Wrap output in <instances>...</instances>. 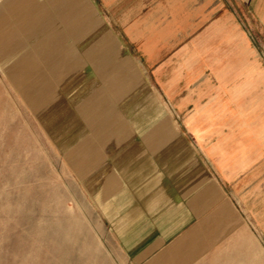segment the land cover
I'll return each instance as SVG.
<instances>
[{"label": "rangeland", "instance_id": "obj_1", "mask_svg": "<svg viewBox=\"0 0 264 264\" xmlns=\"http://www.w3.org/2000/svg\"><path fill=\"white\" fill-rule=\"evenodd\" d=\"M15 1L0 0L2 18ZM88 1L99 34L106 35L100 48L125 63L126 81L135 82L137 147L158 122L182 146L143 171L118 169L114 141L105 136L126 113L89 122L76 113L92 80L101 83L90 63L89 69L80 65L82 79L71 81L73 69L56 77L62 89L38 113L0 61V264H132L116 234L125 192L136 180H212L197 135L209 142L220 116H264V0H226L230 28H188L183 36L184 29L166 26L162 0ZM30 72L23 76L42 78ZM250 99L252 108L245 106ZM245 238L223 246L219 263L206 264H264V235Z\"/></svg>", "mask_w": 264, "mask_h": 264}, {"label": "crops", "instance_id": "obj_2", "mask_svg": "<svg viewBox=\"0 0 264 264\" xmlns=\"http://www.w3.org/2000/svg\"><path fill=\"white\" fill-rule=\"evenodd\" d=\"M161 3L166 26L184 29L181 36L188 34V28H230L234 22L226 0ZM89 7L88 0H16L4 18L0 14V52L5 54L1 58H16L9 55L15 49L20 51L17 59L29 62L31 56H22L23 53H36L37 46L42 45L39 48L43 51L37 55L42 65L37 69L43 74L37 75L47 79L55 67L56 77L73 69L69 71L71 81L82 79L80 65L86 63L84 68L89 69L90 63L101 83L92 80L86 90L89 95L85 94L84 102L77 107L89 109L91 117L126 113L107 137L114 141V148L117 142L124 141L132 154L131 163L123 169L139 166L143 171L158 155L165 161L162 156L173 154L182 141L176 134H168L162 123L154 119L156 124L143 133L145 142L137 147L133 107L139 100L134 96L135 82L133 77L126 81L125 63L100 48L105 45L106 35L99 34ZM155 7L158 10V3ZM24 45L28 46L23 48ZM45 45L48 48H43ZM45 60L53 65L48 66ZM5 73L8 77L10 73L22 75L13 69H6ZM60 88L56 82V94ZM115 105L122 107L120 113ZM245 106L252 108L253 100ZM216 124L217 130L209 142H202L206 138L197 135L203 163L212 180H189L185 175L174 183L166 179L154 184L136 180L133 190L125 192L123 204L118 203L117 240L132 264H206L213 259L219 263L224 258L220 255L223 246L236 244L240 236L247 240L254 234L264 235V116H220ZM168 138L175 141L176 147L167 142ZM115 150L114 158L121 153L118 148ZM116 166L121 169L120 161Z\"/></svg>", "mask_w": 264, "mask_h": 264}, {"label": "bare ground", "instance_id": "obj_3", "mask_svg": "<svg viewBox=\"0 0 264 264\" xmlns=\"http://www.w3.org/2000/svg\"><path fill=\"white\" fill-rule=\"evenodd\" d=\"M44 5V4H42ZM33 7V6H32ZM25 12V11H24ZM30 15V13H29ZM28 16V15H27ZM31 16V15H30ZM33 17V16H32ZM28 18V17H27ZM10 20V19H9ZM29 21V20H28ZM21 22V21H20ZM23 23V22H22ZM10 24V23H9ZM21 24V23H20ZM19 25V24H18ZM55 36V35H54ZM41 37V36H40ZM42 40V39H41ZM55 43V42H54ZM21 44V43H20ZM41 44V43H40ZM50 44V43H49ZM39 46L42 47V45H38L37 49H36V53L34 51L31 52H27V53H23L24 55L22 56H31L29 62L27 61H20L19 59V50H15L13 49V53H10L9 55H15L16 58L13 59V57L10 56V59H5V58H1L3 57V55H5L2 51L0 52V61L1 64L3 66V68L6 69H13L19 73H21L22 75H18L15 73H10L9 75V80L10 83L13 85V87L21 94L22 97H24L26 99V101L28 102V104H30V107H34L35 109H37L38 113H41L45 107H49L50 104V98L52 97V99L56 96V94L54 93V91L56 90V67L54 68V71L52 72L51 76L52 78H47L46 77H42L38 80H31V79H27L25 78L23 75L24 73L27 74H32L30 72V70H34V74H38V72H40V74L42 71H40L39 69H37L39 65H42V62L39 61V59H37V55L39 56L40 53L43 51V49L39 48ZM49 45H45L43 48H48ZM63 46V45H62ZM2 47V46H1ZM12 47V45H10V48ZM16 45H14L12 48H15ZM21 46H18V49H20ZM62 48V47H61ZM66 48V47H65ZM68 48V45H67ZM66 48V49H67ZM69 49V48H68ZM45 50V49H44ZM45 53V51L43 52ZM66 56V55H65ZM61 58V57H60ZM19 60V61H18ZM60 60V59H59ZM47 60H45L46 62ZM48 62V61H47ZM62 62V61H61ZM60 62V63H61ZM44 63V61H43ZM59 63V64H60ZM38 64V65H37ZM46 64V63H45ZM48 66L53 65V63L50 61L47 63ZM47 68V67H46ZM50 68V67H49ZM27 71V72H26ZM46 71V70H45ZM77 71V70H76ZM60 72V71H59ZM11 76V78H10ZM35 76V75H34ZM38 76V75H37ZM36 76V77H37ZM33 77V76H32ZM78 77V76H77ZM23 80V82H21L20 87L17 86L16 81L17 80ZM27 85V86H25ZM30 85H33L34 87H29ZM22 86V87H21ZM61 89V88H60ZM100 99V98H99ZM82 103L84 102V98L81 100ZM77 111L76 113H78V115L82 116L84 119H87V122H89V118L91 117L90 113H89V109L84 108V107H77ZM89 119V120H88ZM91 125V124H90ZM87 130V129H86ZM109 133L106 134L105 137H107ZM108 138V137H107ZM124 141H119L117 142L118 145L116 148H118L120 150V154L118 156H116V158L113 159V162L116 161L119 157V161H120V166L121 168H123L124 166H126L128 163H131L132 158V154L128 153V149L127 147L123 144ZM114 143V142H113ZM162 143V142H161ZM114 145V144H112ZM115 148V149H116ZM93 150V149H92ZM118 150V151H119ZM99 158V156H98ZM118 161V160H117ZM118 161V162H119ZM118 162L115 164L117 165ZM148 258V257H147ZM144 261V260H143Z\"/></svg>", "mask_w": 264, "mask_h": 264}]
</instances>
